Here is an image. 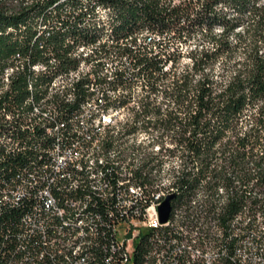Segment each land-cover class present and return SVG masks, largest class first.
Masks as SVG:
<instances>
[{
	"label": "built area",
	"instance_id": "obj_1",
	"mask_svg": "<svg viewBox=\"0 0 264 264\" xmlns=\"http://www.w3.org/2000/svg\"><path fill=\"white\" fill-rule=\"evenodd\" d=\"M47 14L48 19L37 26L38 33L62 25L55 21V12L47 10ZM162 39L156 32L143 31L135 42L130 36L119 42H81L67 57L69 73L56 68V52H48L47 43L38 45L44 58L42 69H54L48 86H38L40 113L32 114L31 99L22 97L21 109L0 101V122L11 119L12 127L24 130V137L42 139V147L31 148L24 147L22 137L17 135L13 140L1 138L5 151L0 154V162L17 163L23 153H30V160L17 164L14 173L0 176V212L11 208L9 218L0 220V264H67L69 259H76V264H147L154 246L167 250V259H161L160 264H264V245L258 242V235H253V228H260V235H264V191L255 173V183L231 184L233 197L224 204L227 213H217L212 189L223 186V177L210 187L202 180L188 200H175V180L168 181L174 183L173 191H165V185L156 182L153 188H146V181L152 179L141 166L127 169V179L118 178V171L126 165L84 168L85 152L101 138L99 129L112 130V136L114 129L135 133V117L137 113L142 117L143 109L133 98L137 93L145 94L147 88H142V76L140 86L135 88L138 68L134 69L132 61L135 54H159ZM82 46H91V55H83ZM123 53H131V60H123ZM11 57L16 59V66H9L3 85H9L18 74L28 77L34 68L25 52ZM97 70H105V78H97ZM52 85L69 88V95L49 96ZM118 93H126V101L117 110L133 109L132 118L111 117L107 112L109 99ZM78 98H86V105H78ZM15 115H23L24 124H16ZM111 121H120V128H111ZM237 130V135L228 138L233 142L237 137L247 138L244 150L239 151L241 156L263 145L264 118L242 119ZM158 145L161 152L150 159L153 165L178 157L169 156L161 142ZM230 152L217 150L214 156L219 157V165L212 167L223 174L232 171ZM99 179H106V186H99ZM238 186H246V195H236ZM93 187H108V194H93ZM198 188H207L208 203L203 206H196ZM80 189H88L85 206L77 211H82V218L93 220L92 247L89 251L79 248L76 256H68L63 238L78 231L79 241L84 238L83 228L79 220L74 227L61 228L52 224V217L66 213L67 205L76 203ZM170 194L174 195L171 207L175 213L185 212V224H173V219L160 221L158 206ZM187 210H197V217L187 218Z\"/></svg>",
	"mask_w": 264,
	"mask_h": 264
},
{
	"label": "trees",
	"instance_id": "obj_2",
	"mask_svg": "<svg viewBox=\"0 0 264 264\" xmlns=\"http://www.w3.org/2000/svg\"><path fill=\"white\" fill-rule=\"evenodd\" d=\"M95 6L107 9L109 27L99 25ZM49 9L55 11V21L68 26L63 34L51 31L53 38L71 35L89 41L110 29L118 41L130 36L135 42L143 31L156 32L169 43L181 39V52L170 50L167 42L159 54H135L132 61L138 68L134 85L142 76V88H147L133 98L143 109L142 117L136 114L133 134L149 136L147 144L132 145L135 158L144 151L152 171L156 165L150 159L158 155L154 147L159 142L169 156L179 157L178 169L168 174L178 186L175 200H188L202 180L210 187L223 177L232 186L235 178L249 183L255 173L264 182V142L241 156L247 138H228L238 134L240 120L264 118V0H0V101L25 98L26 77L13 76L5 88L4 69L16 51H27L38 17L46 21ZM250 108L254 111L248 114ZM5 133H11L10 127L1 121L0 136ZM217 150L231 151L232 171L223 174L212 167L219 165L213 162ZM17 164L18 158L17 163L0 162V176Z\"/></svg>",
	"mask_w": 264,
	"mask_h": 264
},
{
	"label": "bare ground",
	"instance_id": "obj_3",
	"mask_svg": "<svg viewBox=\"0 0 264 264\" xmlns=\"http://www.w3.org/2000/svg\"><path fill=\"white\" fill-rule=\"evenodd\" d=\"M97 7L104 9L99 6ZM49 12L55 11L49 9ZM60 13L63 12L60 11ZM38 18L39 19L35 25L36 31L30 39V44L25 52V57H31V65H33L34 68L28 72V77H26V96L23 100L31 99L32 114L40 113V96L37 95L38 86L47 87L49 81L54 78V69H42V67H44V58L40 57L39 44L47 43L48 52H56V68L62 73H69L70 60H68L67 57H71V52L76 49V44H81V42L97 44L101 41L119 42L113 35H110V29H108V34H105L104 32V34L94 37L89 41L74 38L71 35L53 38L52 35H49L51 31L60 29L63 34L68 29V26L58 25L56 27L45 29L44 33H38L37 26H40L43 22L41 16ZM8 30H10V28ZM34 50L37 52H34L33 54ZM17 53L22 52L18 50L14 54ZM82 53L83 55H91V46H82ZM10 60L12 63L8 64L4 69L3 76L8 72L9 66H16V59L11 57ZM123 60H131V53H123ZM97 78H105V70H97ZM4 87L7 88L8 85H5ZM58 95H69V88H63L62 85H52L51 88H49V96ZM121 97L126 99V93H118L115 98L109 99L107 112H110L111 117L121 118L120 112L123 109L119 111L117 110L123 105ZM8 104L13 105L14 109H21V101ZM78 105H86V98H78ZM127 118H132V116ZM3 121L6 126L10 127L11 133L1 135L0 142L1 138L2 140H13V135H17V137H22V145L24 147H42V139L24 137V130H18V128L12 127L11 119H3ZM15 123L24 124V116L15 115ZM111 128H120V121H111ZM99 136L101 138H98V140L93 143L91 150L85 152L84 168H100L107 165H126V168H120L118 171V178L127 179V169H137L141 166V170L147 171V177L152 179V181H146V188H153V182H156L159 185H165V191L174 190L173 184L168 183L170 178L168 175L169 172L165 169V161L161 162L160 166L156 165L151 171L149 170V166L145 164L146 157L144 151L140 152L137 158H135L136 151L132 148V145L136 143L143 146L149 142V136L144 131L133 134L125 132L124 129H114V136H112V130L99 129ZM107 139H109V142H107ZM154 150L156 154L161 152L159 145H156ZM4 151L5 144H0V154H3ZM17 158L18 164H25V160H30V153H23V157ZM213 162H219V157L213 158ZM14 171H17V167L9 172L14 173ZM249 183H255V177ZM249 183H242L239 178H235L233 182V184L237 185H245ZM261 185L262 190L264 191V182L261 183ZM99 186H106V179H99ZM93 194H108V187H93ZM236 195H246V186L236 187ZM212 196H216V198H213V207H217V213H227V205L224 204L227 200H230L231 197H233V185L228 186L223 182V186L219 187V189H212ZM86 197H88V189L78 190L76 192V203H69L66 207V213H61L60 216L52 217V224L59 225L61 228L74 227L75 220H79V227L83 228L84 238H81L79 241L78 231H71L63 238V245H68V256H76L79 248L81 251H89L92 247L93 220L92 218H82V211H77V208H84ZM207 203V190L205 188L198 190L196 206H203V204ZM9 215H11V208H2L0 212V220L8 219ZM196 217L197 210H187V218ZM168 219H173V224H185V212L175 213V208L171 207ZM253 235H258V242L264 245V235H260V228H253ZM161 259H167V250H161V246H154V255L148 258L147 264H160ZM67 264H76V259L67 260ZM247 264L258 263L255 261H247Z\"/></svg>",
	"mask_w": 264,
	"mask_h": 264
},
{
	"label": "rangeland",
	"instance_id": "obj_4",
	"mask_svg": "<svg viewBox=\"0 0 264 264\" xmlns=\"http://www.w3.org/2000/svg\"><path fill=\"white\" fill-rule=\"evenodd\" d=\"M108 11H107V9H100V8H98V7H96V9H95V12H94V16H95V18L96 19H98V21L100 22L99 24L101 25H104L106 28L107 27H109V24H108V22L106 21V18H107V16H108ZM40 26H42V24L40 25ZM104 32H105V34H108L109 33V30L108 29H105L104 30ZM168 41H167V38L166 39H164V40H161L160 41V44H159V47L161 46V48L163 49V48H166V43H167ZM169 43V42H168ZM169 45H170V47H171V49L170 50H179L180 52H181V49H182V47H183V43H182V41H181V39H178V38H175V39H173L170 43H169ZM179 61H181V59L179 60ZM140 81V80H139ZM139 81H136V84L137 85H135V88H137L138 86H140V82ZM254 111V109L253 108H250V109H248V111H247V113L248 114H250V113H252ZM129 116H132V111H131V109H123L121 112H120V117L121 118H127V117H129ZM246 118H250V117H246ZM166 162V167H165V169H166V171L167 172H170L171 170H176V169H178V164H179V162H180V159H179V157H172L171 158V163H168L167 161H165ZM201 189H203V188H198V190H201ZM196 190V189H195Z\"/></svg>",
	"mask_w": 264,
	"mask_h": 264
},
{
	"label": "water",
	"instance_id": "obj_5",
	"mask_svg": "<svg viewBox=\"0 0 264 264\" xmlns=\"http://www.w3.org/2000/svg\"><path fill=\"white\" fill-rule=\"evenodd\" d=\"M173 197V194L168 195L158 206L159 219L161 222H165L168 219L171 209V199Z\"/></svg>",
	"mask_w": 264,
	"mask_h": 264
}]
</instances>
